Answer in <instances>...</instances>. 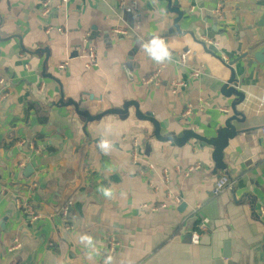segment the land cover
Masks as SVG:
<instances>
[{
    "label": "crops",
    "instance_id": "crops-1",
    "mask_svg": "<svg viewBox=\"0 0 264 264\" xmlns=\"http://www.w3.org/2000/svg\"><path fill=\"white\" fill-rule=\"evenodd\" d=\"M61 1L0 0V264H264V61H255L264 0H178L177 30L167 0ZM218 6L222 20L213 16ZM223 57L247 76L226 172L216 170L212 146L158 142L134 107L93 122L77 112L94 117L133 102L162 136L193 130L213 140L236 100L221 93L230 72ZM156 72L159 84L144 86ZM177 81L184 86L173 93ZM189 168L196 171L186 177ZM218 173L235 185L214 197ZM12 191L43 220L29 223ZM68 201L71 231L57 216ZM91 206L102 208L100 224L87 225ZM14 239L21 248L10 253ZM110 240L117 248L107 259Z\"/></svg>",
    "mask_w": 264,
    "mask_h": 264
},
{
    "label": "water",
    "instance_id": "water-1",
    "mask_svg": "<svg viewBox=\"0 0 264 264\" xmlns=\"http://www.w3.org/2000/svg\"><path fill=\"white\" fill-rule=\"evenodd\" d=\"M167 1H168V11L178 16L177 20L175 21V28L177 30L179 27L178 22H180V20L182 19L183 13L180 11L179 8H176L178 6V0H167ZM262 21L263 19L261 20V22ZM259 26H263V24ZM45 52L49 56V51L46 50ZM263 54H264V49L255 55V61L257 63L259 64L263 63L264 61ZM228 67L230 68L229 77L227 80H225L221 93L226 98H232V97L236 98V100L230 106L233 116L225 121V127L217 131V137L213 140H208L207 138L204 137L205 135L194 132L193 130L185 131L180 135L169 134L167 136H162L161 127L155 121V119L151 116H146L142 114L139 110V106L133 102L125 103L124 106L119 110H111V109L106 110L105 112H102L100 115L94 117H92L89 112L81 113L78 110L77 112L80 116L85 117L89 122H93V121H99L102 117L106 115H118L121 118H123L125 115H128L129 109L131 107H134L136 111V117L141 121L149 122L153 126L154 128L153 135L158 142L171 143L173 146L183 147L190 139H194L200 142L202 147L212 146L215 149L212 159L216 164V170L226 172L227 166L226 164H224L223 153L224 150L228 147L229 141L234 139L238 135V132L232 126L233 123L236 122L241 124L244 121V120L242 121L239 120V117H241L243 114H240L238 112V107L245 102V95L240 93L238 89L243 85L244 79L247 78V76L238 78L235 70L232 68V65L230 64L228 65ZM147 149H150V146H147ZM88 213L89 214H88L87 225H89L90 223L92 225L100 224L102 208L91 206L88 208Z\"/></svg>",
    "mask_w": 264,
    "mask_h": 264
},
{
    "label": "built area",
    "instance_id": "built-area-1",
    "mask_svg": "<svg viewBox=\"0 0 264 264\" xmlns=\"http://www.w3.org/2000/svg\"><path fill=\"white\" fill-rule=\"evenodd\" d=\"M62 3H66L67 0H62ZM49 3L44 4V8H45V12L48 13L49 12V8H48ZM132 12V11H129ZM213 16L217 17L219 20H222V15H221V11H220V6H218V8L216 10H214L213 12ZM59 32H61V30L58 29ZM114 34L116 36L121 35L124 36L126 34V32L124 30H115ZM199 42L202 43L205 47H217L218 43L214 42L208 38H200ZM89 55L91 58H93V52L90 50L89 51ZM191 55L190 51H186L185 53H182L179 57V62L181 64H185L188 61L189 56ZM222 61L224 64H226L227 66L231 64V61L226 58L223 57ZM64 66H62L61 68H63ZM200 74L199 70H196L194 73V76H198ZM142 83L144 86H149V87H155L159 84V72H156L148 77L143 78ZM184 86V84L182 82H174L172 84V91L173 93H176L178 91L179 88H182ZM189 114V111L186 113V116ZM0 129H3V125L0 123ZM264 133V132H263ZM133 160H135L136 162L138 161V157H137V150L135 149L133 152ZM149 169L153 170L154 166L153 165H149ZM196 171V168H189L184 172V176H188L190 173ZM163 176L165 181L168 180V171L166 169L163 170ZM235 184L233 182H230L227 178V176L224 173H218V179L215 185V188L213 190V196L217 197L221 194H223L225 191L229 190L230 188H232ZM11 197L13 198L14 204L16 205L17 209L21 210L24 214V216L27 218V221L29 223H34V222H38L43 220V215L37 211L36 208H34L29 201L24 198L21 195L16 194L14 191L11 192ZM175 204L178 205L180 203V200L177 199V197H175ZM168 205L167 204H162L159 207H149V206H142V209L148 210L150 209L152 212H158L161 209H167ZM71 210H72V203L71 201L66 202L61 209L59 210V215H57L58 217H60L66 228L68 230H73V226H71V224L69 223L70 220V216H71ZM199 209H196L194 211V213H197ZM262 218H264V210H262ZM208 225H209V220L208 219H202L199 221L198 224V228L200 230V233H206L208 231ZM200 238V234L198 232L193 233L192 235V241L194 243H198ZM109 247L107 249V259L110 258L116 248H117V243L114 240H110L109 242ZM21 248V244L17 239H14L12 242V245L9 248V252L13 253L15 251H18Z\"/></svg>",
    "mask_w": 264,
    "mask_h": 264
},
{
    "label": "clouds",
    "instance_id": "clouds-1",
    "mask_svg": "<svg viewBox=\"0 0 264 264\" xmlns=\"http://www.w3.org/2000/svg\"><path fill=\"white\" fill-rule=\"evenodd\" d=\"M152 43H153V44H158V42H157L156 40H153ZM145 47H147V46H145ZM148 50H149L150 52L153 51L152 49H148ZM154 58H155L156 60H161V59H162V57L159 56V55H154ZM99 147H100L102 150L107 151L108 148H109V142H108L107 140H102V141L100 142V144H99ZM103 194H104L105 196H111L112 193H111L110 190L104 189V190H103ZM81 241H82V242H83V241H87L89 245L92 244V238L89 237V236H82V237H81Z\"/></svg>",
    "mask_w": 264,
    "mask_h": 264
}]
</instances>
